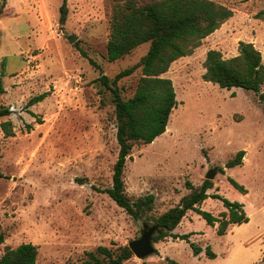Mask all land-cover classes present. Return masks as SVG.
Masks as SVG:
<instances>
[{
	"label": "rangeland",
	"instance_id": "rangeland-1",
	"mask_svg": "<svg viewBox=\"0 0 264 264\" xmlns=\"http://www.w3.org/2000/svg\"><path fill=\"white\" fill-rule=\"evenodd\" d=\"M232 16L202 39L164 74L176 93L166 130L151 143L136 145L123 173L132 198L154 194L140 219L119 207L104 188L111 185L118 144L111 92L96 79H110L135 64L145 42L108 62L111 0H67V18L59 21L62 0H0V123L12 121L13 134L0 127V225L5 239L0 256L20 243L37 246L35 264H80L84 252L99 245H128L143 224L178 203L215 168L210 194L243 204L247 222L231 224L225 234L193 211L175 228L188 234L201 252L170 236L154 242L155 252L122 264H257L264 253V98L240 87L221 88L205 81L203 62L209 49L228 58L240 41L252 42L264 64V0H213ZM68 36H76L73 42ZM92 59L96 66H93ZM140 67L117 80L124 98L133 95ZM42 92L46 97L27 101ZM264 94V83L260 88ZM244 150L242 163L226 161ZM222 167L221 171L219 168ZM243 185L234 188L228 178ZM220 217L223 207L212 197L200 205ZM227 217V215H226ZM209 246L215 257L207 256Z\"/></svg>",
	"mask_w": 264,
	"mask_h": 264
},
{
	"label": "trees",
	"instance_id": "trees-1",
	"mask_svg": "<svg viewBox=\"0 0 264 264\" xmlns=\"http://www.w3.org/2000/svg\"><path fill=\"white\" fill-rule=\"evenodd\" d=\"M110 7V31L105 54L108 62L129 54L142 43H149L146 53L135 64L116 73L113 79L104 74L96 79L111 92L118 144L112 182L103 191L133 219H140L147 216L144 214L151 210L155 196L148 193L132 198L126 193L123 177L126 160L134 146L149 144L166 130L171 112L177 105L173 82L164 75L170 64L191 54L203 38L232 16V10L213 0H111ZM59 11V21L64 24L67 18V0H62ZM262 12L264 9L258 14ZM89 61L96 66L92 59ZM139 67L141 75L135 91L132 96L124 98L117 86V80ZM203 67L205 71L202 77L205 81L221 88L240 87L252 90L259 94L260 99L264 98V94L260 93L264 83L262 54L252 42L240 41L238 53L228 58L223 57L219 50L209 49ZM46 95L47 92H42L31 97L27 105L43 100ZM8 113V109H0V116H6ZM0 127L5 136L13 134L11 120L2 121ZM244 152L242 149L238 150L226 161L225 166L241 164ZM219 169L223 170L222 167ZM0 177L5 176L0 172ZM228 180L234 188L246 193L243 185L231 177ZM187 186L189 192L183 195L177 204L152 218L153 224L159 228L152 237L154 242L168 236L179 238L189 243L195 255L199 254L200 247L190 241L188 234L173 232L188 211L200 215L207 225L213 226L218 222V235L225 234L231 224L248 221L242 203L231 201L218 193L208 192L213 186L212 180L204 179L198 186L187 182ZM208 197L220 200L227 212L223 211L220 217H217L202 209L200 205ZM4 239L5 232L0 225V244ZM205 252L207 256L215 257L209 246ZM37 255L36 245L23 242L14 248H6L0 256V264H35ZM132 255L128 245L114 248L99 245L93 250L85 251L80 264H122ZM168 263L179 264L173 260ZM257 264H264V253Z\"/></svg>",
	"mask_w": 264,
	"mask_h": 264
},
{
	"label": "water",
	"instance_id": "water-1",
	"mask_svg": "<svg viewBox=\"0 0 264 264\" xmlns=\"http://www.w3.org/2000/svg\"><path fill=\"white\" fill-rule=\"evenodd\" d=\"M75 38L76 36H68V41L71 43ZM215 170L216 167L209 169L205 175V179L211 180L215 175ZM158 230L159 228L157 225H148L144 223L140 235L128 243V248L131 250L132 254L141 259L153 254L155 252V247L152 237Z\"/></svg>",
	"mask_w": 264,
	"mask_h": 264
},
{
	"label": "crops",
	"instance_id": "crops-1",
	"mask_svg": "<svg viewBox=\"0 0 264 264\" xmlns=\"http://www.w3.org/2000/svg\"><path fill=\"white\" fill-rule=\"evenodd\" d=\"M205 200H206V199H205ZM205 200H204V201H205ZM204 201H203V202H204ZM203 202H202V203H203ZM202 203H201V205H202ZM182 219H183V218H182ZM179 224H180V223H179ZM177 226H178V225H177ZM177 226H176V227H177ZM176 227H175V228H176ZM174 230H175V229H174ZM174 230H173V232H174V233H177V232H176V231H174Z\"/></svg>",
	"mask_w": 264,
	"mask_h": 264
}]
</instances>
